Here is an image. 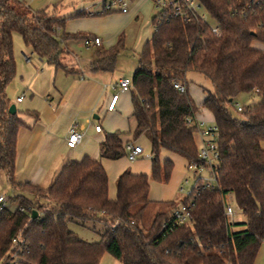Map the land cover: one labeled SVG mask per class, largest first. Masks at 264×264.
<instances>
[{
  "label": "trees",
  "instance_id": "16d2710c",
  "mask_svg": "<svg viewBox=\"0 0 264 264\" xmlns=\"http://www.w3.org/2000/svg\"><path fill=\"white\" fill-rule=\"evenodd\" d=\"M199 1L219 34L198 20L152 18L151 36L136 54L129 89L132 135H147L151 168L149 174L121 172L110 198L105 168L89 156L65 162L48 186L16 178L17 134L23 122L18 110L9 113L5 92L15 75L12 35L18 32L32 53L68 72L73 70L61 62L64 41L82 35L64 31L66 16L33 10L24 0H0V172L14 193L9 199L18 201L14 210H0V264H99L105 253L120 264L254 263L264 240V6H249L248 0ZM123 50L119 36L113 45L96 50L89 70L112 71ZM189 72L211 85L202 88L200 106L188 89ZM250 93L258 100L235 116L237 98ZM200 107L212 115L218 130L219 157L208 171L215 182L204 187L197 179L179 202L162 201L163 208L145 225L150 180L167 182L173 170L172 160H161L162 151L205 166L194 139L193 120ZM124 145L121 132L106 133L99 157L125 156ZM227 195L242 212L241 222L225 215ZM181 204L189 207V221L172 226L169 216ZM69 222H97L103 228L99 239L89 242ZM14 237L22 239L17 247L11 246ZM14 252L17 261L7 262Z\"/></svg>",
  "mask_w": 264,
  "mask_h": 264
},
{
  "label": "rangeland",
  "instance_id": "374dc122",
  "mask_svg": "<svg viewBox=\"0 0 264 264\" xmlns=\"http://www.w3.org/2000/svg\"><path fill=\"white\" fill-rule=\"evenodd\" d=\"M83 4L73 7V2L66 9H59L56 12L57 16L68 17L65 32L80 33L82 36L76 39H66L64 41V51L61 54V62L66 67H89L94 58L95 52L99 48H106L113 45L117 38L121 36L124 42V50L117 57L114 69L105 73L101 85L103 88H111L118 78H131L134 68L136 67V54L139 53L144 43L150 38L152 32V18L155 14V9L151 4V0H126L128 11L121 12L118 3L114 4L111 11H104L101 0H84ZM82 16H72L74 10H81ZM213 24L212 20H209ZM97 36L102 41L100 46L84 45V39ZM13 55L15 59V75L5 88L6 95L10 100V104H14L18 110V117L23 122L17 134L16 145V160L25 159L23 171L46 168V174L41 186H48L52 180L53 168L57 166L63 157H73L77 160L83 158L84 154L91 156L96 149L95 142L91 138L93 133V123L97 122L92 117L91 125L83 120V128L81 131H87L88 138L85 137L82 143L72 151L65 147L66 132L70 126L58 120L55 125L48 124V116L56 107L57 99H47V92L54 80V64L48 63L40 59L36 54L31 52V49L26 46L18 32L12 35ZM189 82V92L193 96L196 103L200 106L202 100V88L211 89L210 82L202 75L196 72L187 74ZM59 81L60 79L57 78ZM19 97L18 101L16 98ZM258 100L255 93L241 94L237 98V102L241 105H252ZM50 108H49V107ZM200 113L203 115V120L209 124L213 123L211 116L207 110L200 107ZM233 114L239 117V112L232 110ZM98 114L97 111L93 112ZM36 115V116H35ZM101 117V116H100ZM101 119V118H100ZM102 121V120H101ZM100 121V122H101ZM103 124V121H102ZM50 125V128H49ZM37 127H40L42 132L36 133ZM51 132L48 137L49 141L45 146L41 140L43 133ZM36 137V138H34ZM195 144L200 146L199 134H194ZM134 143L139 144L143 148V154L150 153L149 140L146 134H141ZM264 148V143H262ZM142 154L137 157L139 162L146 161L141 158ZM141 158V159H140ZM133 161L135 164L138 160ZM57 170V169H56ZM58 172V171H57ZM55 172V173H57ZM54 173V174H55ZM194 169H185V171L173 172L172 177L167 182L158 183L150 180L151 189H158L165 196H169L172 200L179 202L186 196L191 188L198 182L197 178L205 179L209 173L202 170L200 175ZM32 174V173H29ZM52 176V177H51ZM185 179L187 181H185ZM181 188V189H180ZM0 194L7 198L13 196V191L7 184L4 174L0 172ZM162 199V200H161ZM150 198L149 206L147 207L144 224L148 225L154 215V212L163 208L162 201L164 198ZM227 203L231 206L233 213L230 216L231 221L238 222V219H244V216L238 208L232 195H227ZM5 206L14 210L18 206V201L9 199ZM69 227L74 230L82 239L92 242L99 239V232L102 230V225L97 222H86L81 225L76 222H69ZM99 264H120L110 254L105 253ZM254 264H264V240L261 242Z\"/></svg>",
  "mask_w": 264,
  "mask_h": 264
},
{
  "label": "crops",
  "instance_id": "0c3cea01",
  "mask_svg": "<svg viewBox=\"0 0 264 264\" xmlns=\"http://www.w3.org/2000/svg\"><path fill=\"white\" fill-rule=\"evenodd\" d=\"M33 10L39 9H47L54 11L55 14L59 9H66L71 2H73L74 6H79V4H83L84 0H24ZM152 4V3H151ZM82 11L83 8H80ZM79 10H74L73 13L78 12ZM128 11V10H127ZM72 13V14H73ZM80 17V16H79ZM97 37V36H96ZM102 42V41H101ZM98 46H100L102 43ZM107 48V47H106ZM73 72H68L66 69L62 68H54V80L50 88L48 89L47 99L54 100L57 99L56 107L52 110L51 103L48 104L51 114L48 116V124L55 125L58 120L63 121L65 125L68 123H73L75 129L81 133V137L79 142L75 147H69L66 144V139L68 136V132H66L65 138V148L67 150L72 151L76 149L84 140L85 137L88 138L87 131H81L80 128H83L82 121L85 120L88 125H91L93 122L91 121V114L97 122L93 123V133L91 134L92 140L95 142L96 149L94 150L91 156L84 154V156H89L91 158H98L101 160L103 167L107 173L108 177V194L110 198H114L115 196V180L118 175L124 170H130L132 173H145L149 174L151 168L150 161V153L143 154L141 158H145L146 161H141L135 164L133 161L130 162L127 160L126 156H122L115 160H110L106 158L99 157V144L103 140L104 135L109 132L119 131L121 132V139L123 143L131 142L133 144L134 138L132 135V131L135 127V119L132 116V105L130 100L129 91L119 92L117 89V83L120 78L115 80V83L111 88H103L101 85V81L103 80L105 73L107 72H91L89 67H70ZM57 78L60 80L58 81ZM189 89V87H188ZM118 93L117 100L113 105V109L109 110L108 105L110 103L111 97L113 94ZM18 98V97H17ZM16 98V99H17ZM203 100V94H202ZM200 101V103L202 102ZM97 111L99 115L94 114L93 112ZM210 114V113H209ZM101 116V117H100ZM211 119L212 115L210 114ZM199 119H204L203 115L199 113L196 115ZM101 118V119H100ZM103 124H102V121ZM101 121V122H100ZM213 122V121H212ZM100 125V131H96L94 129V125ZM49 125V128H50ZM42 130L40 127H37L36 133H41ZM51 135V132L43 133L42 139L39 140L45 146V144L49 141L48 137ZM36 138V137H34ZM139 145V144H137ZM143 149V148H142ZM83 156V157H84ZM161 160L166 158L172 160L173 162V170L171 173V177L173 172L179 171L183 173L185 169H188L187 161L178 155L171 154L167 151L161 152ZM140 158V159H141ZM69 160H77L73 157H63L60 162L57 163V166L53 168L52 175L58 173L57 171L63 166V164ZM135 161V160H134ZM25 165V159L16 160L15 163V176L20 181H29L36 184L41 185L42 181H44V177L46 174V168H40V170L35 169L27 171H23V167ZM57 169V170H56ZM57 172V173H55ZM32 173V174H29ZM55 173V174H54ZM53 176V177H55ZM52 177V176H51ZM54 179V178H53ZM165 191H158V189H151L149 186V199H161L163 200H171L168 196L162 194ZM162 200V199H161ZM241 217L238 219V222H241ZM255 263V260H254ZM253 263V264H254Z\"/></svg>",
  "mask_w": 264,
  "mask_h": 264
},
{
  "label": "built area",
  "instance_id": "2783aa9c",
  "mask_svg": "<svg viewBox=\"0 0 264 264\" xmlns=\"http://www.w3.org/2000/svg\"><path fill=\"white\" fill-rule=\"evenodd\" d=\"M263 0H248L249 6H255V5H261V3L264 6ZM103 5L104 11H111L114 4L118 3L119 10L121 12H127L128 7L126 0H101ZM152 6L155 9V18L156 21H160L162 19H167L170 17H176L180 18L182 21L188 22L191 20H198L203 23H206L209 26V29L214 34H219L220 29L219 26L214 20L210 17L206 9L203 7L201 2L199 0H151ZM209 20L213 21V24L209 22ZM101 40L99 37H90L84 39V45L90 46L95 45L98 46L100 44ZM174 86L179 91H184L185 87L184 85L180 83H174ZM131 87V80L126 77H122L118 80L117 83V89L119 92H125L129 91ZM118 93L113 94L110 100V103L108 105V109H113V105L115 101L117 100ZM17 100L19 101L20 98L18 97ZM235 111L240 112L243 109V105H241L238 102H235L233 105ZM193 123L196 125V133L199 134L200 137V146L197 147L198 149V157L200 160H202L205 163V166H197L196 164H188V169H194V171H198L199 175L202 170L211 171L214 163H216L219 152L217 148V136H218V130L217 126L214 123L209 124L208 122L204 121L203 119L195 118L193 120ZM100 125L95 124L94 129L96 131H100ZM81 137V133L78 132L74 125H71L68 130V136L66 139V144L69 147H75L77 143L79 142ZM125 151H126V158L128 161L132 162L137 159L139 155L142 154L143 149L140 145L133 144L131 142H127L124 145ZM208 169V170H207ZM197 179L200 180L201 184L204 187H210L212 184H214V175L209 173L208 177L205 179H202L198 177ZM185 181H187L185 179ZM181 189V188H180ZM9 200V198L5 197L4 195L0 194V210L5 206V203ZM233 213V210L229 204L225 206V215L231 216ZM190 213H189V207L187 205H179L176 209L172 211V213L169 216L168 223H170L172 226H177L180 224H183L187 221H189ZM22 242V239L20 237H14L11 241L12 247H17ZM11 262L17 261V255L16 253H12L11 257L7 260Z\"/></svg>",
  "mask_w": 264,
  "mask_h": 264
},
{
  "label": "water",
  "instance_id": "95a60500",
  "mask_svg": "<svg viewBox=\"0 0 264 264\" xmlns=\"http://www.w3.org/2000/svg\"><path fill=\"white\" fill-rule=\"evenodd\" d=\"M8 111H9V113H11V114L16 113V107H15V105H14V104H10V105H9V108H8ZM36 215H37V212L34 210V211L32 212V217H35Z\"/></svg>",
  "mask_w": 264,
  "mask_h": 264
}]
</instances>
